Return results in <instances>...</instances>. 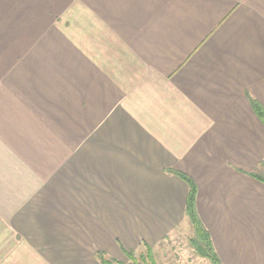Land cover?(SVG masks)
Here are the masks:
<instances>
[{"label":"crops","instance_id":"1","mask_svg":"<svg viewBox=\"0 0 264 264\" xmlns=\"http://www.w3.org/2000/svg\"><path fill=\"white\" fill-rule=\"evenodd\" d=\"M252 100L264 0H0V264L194 252L178 174L220 264H264Z\"/></svg>","mask_w":264,"mask_h":264},{"label":"trees","instance_id":"2","mask_svg":"<svg viewBox=\"0 0 264 264\" xmlns=\"http://www.w3.org/2000/svg\"><path fill=\"white\" fill-rule=\"evenodd\" d=\"M252 108L264 124V109L254 100H252ZM178 175L188 184L189 187L185 214L188 217L194 232L193 237L190 239V246L198 256L207 259L211 264H220L217 255L213 250L210 236L195 212V186L193 182L185 176L181 174ZM251 176L264 183V160L261 161L257 170L251 173ZM98 259L101 264H156L153 250L150 247H144L143 250L139 251L137 256L135 253L126 254V263L113 261L103 254H98Z\"/></svg>","mask_w":264,"mask_h":264},{"label":"rangeland","instance_id":"3","mask_svg":"<svg viewBox=\"0 0 264 264\" xmlns=\"http://www.w3.org/2000/svg\"><path fill=\"white\" fill-rule=\"evenodd\" d=\"M187 225H188V228L191 229L192 231L190 224H187ZM187 235L189 239L191 235L189 233H187ZM176 248H177V251H176L177 254L175 255L176 259L175 258L174 259L163 258L160 254H158L157 256L158 263L159 264H169V262L175 261V264H209L207 260L201 259L194 254V252L189 247L188 242H185L182 240L179 242V244L176 245ZM138 253L139 252L135 253L136 256L138 255Z\"/></svg>","mask_w":264,"mask_h":264}]
</instances>
